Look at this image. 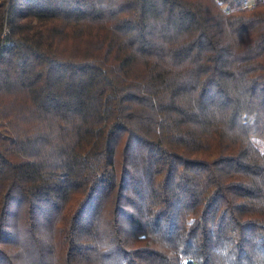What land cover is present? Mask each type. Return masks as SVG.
<instances>
[{"label":"trees","instance_id":"16d2710c","mask_svg":"<svg viewBox=\"0 0 264 264\" xmlns=\"http://www.w3.org/2000/svg\"><path fill=\"white\" fill-rule=\"evenodd\" d=\"M0 0V264H264V0Z\"/></svg>","mask_w":264,"mask_h":264},{"label":"built area","instance_id":"2783aa9c","mask_svg":"<svg viewBox=\"0 0 264 264\" xmlns=\"http://www.w3.org/2000/svg\"><path fill=\"white\" fill-rule=\"evenodd\" d=\"M243 4L250 5V2L246 1V0H243ZM182 264H193V262L191 261V259L186 257V258L183 259V263Z\"/></svg>","mask_w":264,"mask_h":264}]
</instances>
